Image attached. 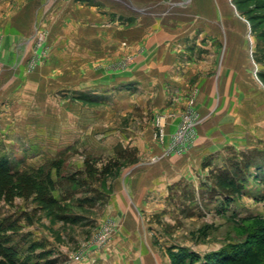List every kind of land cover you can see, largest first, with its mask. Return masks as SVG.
Wrapping results in <instances>:
<instances>
[{"label":"rangeland","instance_id":"374dc122","mask_svg":"<svg viewBox=\"0 0 264 264\" xmlns=\"http://www.w3.org/2000/svg\"><path fill=\"white\" fill-rule=\"evenodd\" d=\"M243 220L264 223V0H0V264L264 256Z\"/></svg>","mask_w":264,"mask_h":264},{"label":"trees","instance_id":"16d2710c","mask_svg":"<svg viewBox=\"0 0 264 264\" xmlns=\"http://www.w3.org/2000/svg\"><path fill=\"white\" fill-rule=\"evenodd\" d=\"M227 189H233L236 190V185L233 181H226ZM256 221V220H253ZM252 222V220H243L242 223ZM253 223V222H252ZM247 230H251L253 232L254 238L258 239L256 236L258 235V230L264 231V223L262 222H255L252 225H250V228ZM256 234V235H255ZM259 244V243H258ZM249 249H243L242 252L236 253L235 251H232L230 254L231 256H237V258H234L232 261L227 262L226 264H264V256L261 252H258L256 249L248 251ZM240 258V259H239ZM238 259V260H237Z\"/></svg>","mask_w":264,"mask_h":264},{"label":"built area","instance_id":"2783aa9c","mask_svg":"<svg viewBox=\"0 0 264 264\" xmlns=\"http://www.w3.org/2000/svg\"><path fill=\"white\" fill-rule=\"evenodd\" d=\"M185 131H186V130H185V129H183V130H181V131H180V133H183V135H184Z\"/></svg>","mask_w":264,"mask_h":264}]
</instances>
